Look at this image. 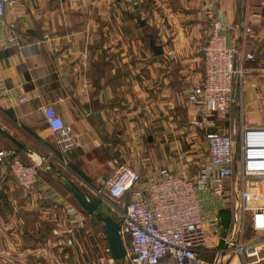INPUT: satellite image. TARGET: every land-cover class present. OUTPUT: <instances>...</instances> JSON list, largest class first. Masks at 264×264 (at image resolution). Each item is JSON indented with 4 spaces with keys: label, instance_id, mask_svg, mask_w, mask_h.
Here are the masks:
<instances>
[{
    "label": "crops",
    "instance_id": "obj_1",
    "mask_svg": "<svg viewBox=\"0 0 264 264\" xmlns=\"http://www.w3.org/2000/svg\"><path fill=\"white\" fill-rule=\"evenodd\" d=\"M220 16L228 43L254 55L245 59L240 121L264 125L244 118L245 106L256 112L264 103V0H17L6 9L0 17V147H15L6 132L12 134L29 147L22 150L25 159L41 170L25 198L0 164V264H101L93 239L109 246L107 236L93 215L85 227L69 221L68 206L79 207L69 179L88 191L119 163L145 179L162 166L198 172L189 161L206 135L191 124L187 88L203 77L197 49ZM246 25L252 32L246 33ZM11 26L19 45L4 48ZM151 37L163 45V54L154 53ZM48 105L73 125L80 142L65 158L45 118ZM141 143L140 161L131 162V147ZM201 196L206 211L219 209L231 227L223 200L206 191ZM251 215L243 241L263 240L262 230L246 238ZM221 244L210 235L204 256L212 260ZM242 261L233 253L228 264ZM252 264H264V243Z\"/></svg>",
    "mask_w": 264,
    "mask_h": 264
},
{
    "label": "built area",
    "instance_id": "obj_2",
    "mask_svg": "<svg viewBox=\"0 0 264 264\" xmlns=\"http://www.w3.org/2000/svg\"><path fill=\"white\" fill-rule=\"evenodd\" d=\"M17 0H0V17ZM227 25L220 16L212 21L210 33L198 47L203 62L200 82L187 88L191 124L204 129L207 156L198 172H178L162 166L148 179L126 163L117 164L99 186L89 188L92 195L105 202H121L114 207L120 212V232L127 250V264H228L231 255L239 254L243 264H252L258 257L263 240L243 241L246 220L251 213L252 228L264 231V125L238 124L235 112L243 109V87L247 68L245 59L252 53L240 54L230 45ZM246 33L252 27L246 25ZM19 45L11 26L4 48ZM5 90L0 85V97ZM28 101V97L22 98ZM46 121L56 133V143L65 158L80 146L71 123L51 105L44 107ZM0 164L14 175L29 198L38 182L40 165L29 162L14 146L0 147ZM206 191L232 208V225L227 227L220 211H206L201 192ZM69 221L85 227L89 214L70 205L66 209ZM210 235H218L224 247L217 248L212 260L204 256ZM101 264L115 260L109 246Z\"/></svg>",
    "mask_w": 264,
    "mask_h": 264
},
{
    "label": "water",
    "instance_id": "obj_3",
    "mask_svg": "<svg viewBox=\"0 0 264 264\" xmlns=\"http://www.w3.org/2000/svg\"><path fill=\"white\" fill-rule=\"evenodd\" d=\"M138 20L142 25L147 23V21L143 18L139 17ZM150 46L156 55L164 53L163 45L157 44L154 37L150 38ZM6 133L23 151L30 152L29 147L24 142L17 139L12 134L8 132ZM50 165L55 168L53 163H50ZM58 172L62 175V170L59 169ZM68 181V190L73 193L81 207L90 215H93L92 222L94 225L101 224L102 229L107 236L113 259L121 264H125L127 250L123 236L120 232V221L110 214L109 209H102L105 205L103 197L94 196L74 181L70 179Z\"/></svg>",
    "mask_w": 264,
    "mask_h": 264
},
{
    "label": "rangeland",
    "instance_id": "obj_4",
    "mask_svg": "<svg viewBox=\"0 0 264 264\" xmlns=\"http://www.w3.org/2000/svg\"><path fill=\"white\" fill-rule=\"evenodd\" d=\"M234 117H235L234 120L237 121L238 124H239L241 122L240 120H241L242 114L239 113V111L238 112H235ZM244 118H245V121H246L247 124L249 122H251L250 118L253 119V120H256V121L257 120L262 121L264 123V103H263V107H260L258 110H256V112H255V109L247 108V106H245ZM204 139L206 140V138H204L202 136V138H200V141H202V143L201 142H197V144L194 146V149L195 150L193 152H195V155L189 161V162H192L193 161V163L191 164V169L193 171H195L194 169L199 168L200 163L206 158V156L208 154V152L205 151L206 150L205 149V145L203 146ZM142 143L139 144L138 146H132L131 147V153L133 152L132 155H131V159H132L131 162H133V161L134 162L135 161L136 162H139L140 161V157H142V156L139 155L138 151L142 149L141 148ZM144 143H146V141ZM205 143H206V148H207V141ZM250 181L257 182V181H264V180L263 179H254L253 180V178H252V179H250ZM126 201L127 200L124 199V200H122L119 203L118 202H112V203L111 202L110 203L107 202L105 205L106 206L109 205V207L112 208V210H111V208L110 209L108 208L109 209V212L111 211L110 214L112 213V215L117 220H120L121 214H120V212L116 211V209H114V207L118 206V207H121L122 208V207H124ZM225 218L228 219L226 215H225ZM257 234L258 233L252 227H250V225H249V227L247 229V232L245 234L246 235V238H251L253 236H256ZM95 235H97V233H95ZM95 237L97 238L98 235L95 236ZM93 240L96 242V243H94V250H96V252L98 253L99 257H101L103 255H106L107 254L106 253L107 245H104L103 242H102V240L99 237L97 239L98 241L95 240V238ZM220 247L223 248L224 247V243L221 244ZM254 258L255 257H251V259H249V260L250 261H253ZM112 264H121V263L120 262H116V263H112ZM125 264H127V263L125 262Z\"/></svg>",
    "mask_w": 264,
    "mask_h": 264
},
{
    "label": "trees",
    "instance_id": "obj_5",
    "mask_svg": "<svg viewBox=\"0 0 264 264\" xmlns=\"http://www.w3.org/2000/svg\"><path fill=\"white\" fill-rule=\"evenodd\" d=\"M15 147L22 153V149L15 143ZM77 200V199H76ZM78 203V206L79 208L83 209L81 207V205L79 204V202L77 201ZM84 210V209H83ZM85 211V210H84ZM87 214H89L87 211H85ZM223 214L227 216V218L230 220L231 217H232V208H229V209H224L223 210ZM225 220V219H224ZM225 225H227V227L230 226V221L226 223V220H225Z\"/></svg>",
    "mask_w": 264,
    "mask_h": 264
}]
</instances>
